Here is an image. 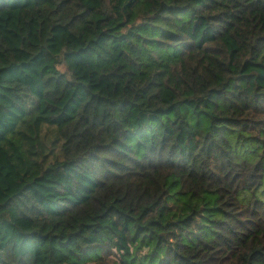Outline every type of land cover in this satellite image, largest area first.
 I'll use <instances>...</instances> for the list:
<instances>
[{"label": "trees", "instance_id": "obj_1", "mask_svg": "<svg viewBox=\"0 0 264 264\" xmlns=\"http://www.w3.org/2000/svg\"><path fill=\"white\" fill-rule=\"evenodd\" d=\"M0 264H264V0H0Z\"/></svg>", "mask_w": 264, "mask_h": 264}]
</instances>
